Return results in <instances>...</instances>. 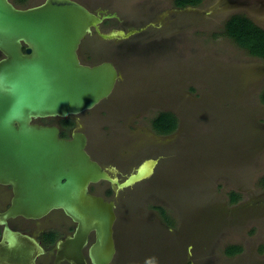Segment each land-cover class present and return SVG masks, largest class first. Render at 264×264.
<instances>
[{
  "label": "rangeland",
  "instance_id": "374dc122",
  "mask_svg": "<svg viewBox=\"0 0 264 264\" xmlns=\"http://www.w3.org/2000/svg\"><path fill=\"white\" fill-rule=\"evenodd\" d=\"M10 1L27 7L44 0ZM77 1L92 12L116 15L115 26L142 27L128 42L154 52L137 72L119 64L122 79L82 127L93 154L102 147L104 153H129L133 158L122 163L125 170L159 155L154 173L142 183L143 238L120 264H264V60L224 34L225 21L235 13L264 26V0H201L184 9H177L174 0ZM161 108L178 114L181 125L171 137L135 129L124 145L103 146V137L129 122L150 126ZM138 110L146 115L135 119ZM156 205L181 216L175 231L166 232L154 221ZM120 223L122 241L133 228L122 229ZM228 247L241 250L228 254Z\"/></svg>",
  "mask_w": 264,
  "mask_h": 264
},
{
  "label": "water",
  "instance_id": "95a60500",
  "mask_svg": "<svg viewBox=\"0 0 264 264\" xmlns=\"http://www.w3.org/2000/svg\"><path fill=\"white\" fill-rule=\"evenodd\" d=\"M101 13L76 0H44L27 7L0 0V184L14 191L9 207L0 212V251L8 259L4 264H17L23 256L19 258L18 233L7 220L19 215L38 219L55 209L76 223L61 260L82 263V248L93 233L89 263L83 264H110L116 251L114 202L90 194L88 186L106 180L117 193L154 173L158 160L150 158L120 181L91 158L79 124L64 139L56 126L33 122L73 118L112 94L121 78L115 66L109 61L83 64L78 50L93 31L114 39L140 29L101 31L103 19L114 16ZM35 248L43 252L36 241L32 255L26 252L32 262Z\"/></svg>",
  "mask_w": 264,
  "mask_h": 264
},
{
  "label": "flooded vegetation",
  "instance_id": "af4514ba",
  "mask_svg": "<svg viewBox=\"0 0 264 264\" xmlns=\"http://www.w3.org/2000/svg\"><path fill=\"white\" fill-rule=\"evenodd\" d=\"M187 6L189 5L182 6V7L175 5L177 9H184L185 7L187 8ZM97 12H94V13H97ZM101 14H103V12ZM239 14H244V13H239ZM115 21H119L116 15L103 19L102 23L100 24V30L107 32L112 29H123L125 31L129 29H140L141 31L143 29L142 27L133 28V27L115 26L114 25ZM254 24L264 29V26H259L255 22ZM131 36L127 38L118 37L114 39H102L101 37L97 35L95 31H93V33L91 35H88L85 38V40L82 42L81 46L82 45L83 46L81 50L80 48L78 50V57L83 64H87V65H94L102 61L111 62L117 69L118 73L121 74V78L118 79L119 81L120 79H122V73L120 71L119 64H124V65L127 64L129 65L130 68L136 71L135 68L137 66H138L137 68H140L141 66H145L143 64L148 63L149 60L146 58V56H149V54L153 55L154 53L152 51L150 52L147 49H144V48L142 49V47L139 44L135 45L133 42H128ZM1 57L2 56L0 54V58ZM157 58L159 57L157 56ZM142 78L146 83L149 80V77H146L145 75ZM141 92H143V88ZM93 109L86 110L74 116L73 118L43 117V118H37L33 120V122L37 124H41V125L56 126L59 129V136L64 139L71 138L72 132L76 128H78V124H79L81 128L80 129L78 128V129L86 135V138H87L86 150L90 154L91 158L97 161L99 165L102 167V169L107 170L110 174L114 172L118 176L120 181L124 180L132 171H134L145 160H148L150 158L158 160L159 155H156L155 157H146V158H143L140 162H137L135 165L134 163H131L130 167L127 170H125L122 163L126 162L128 159L133 158L130 156L129 153L125 155L126 153L121 152L123 150L107 151L104 153L103 147L101 151L99 148L96 149L97 151L95 152L93 151L94 154L90 152L88 148V145H89L88 135L82 129V127L85 126L84 124L88 123L87 122L88 119L89 121L90 119L93 120L94 116L91 113ZM100 112L101 114H103L102 110ZM166 112L171 113L176 119V127L172 131H169L166 133L158 132L154 130V128L152 127V124H150V126L148 127L147 126L145 127L142 125H138V123H136L137 121L135 123L129 122L123 129L125 130V133H121L123 130L122 128L121 130L119 128V130L116 131L118 133H114L111 136L110 135L108 136L107 134L106 135L107 137H103V140H104L103 146L105 147L110 146V149H111L112 147L117 146L118 144L121 146L124 145L129 140L128 137L130 135V131H133L135 129L143 131V128H145L146 131H149L151 135L157 138L171 137L179 130L180 125H181L178 114L173 109L161 108L159 112H155V114L152 115L151 123L158 115H160L161 113H166ZM144 113L145 112H141V110L140 111L138 110L137 113L134 115L136 116L135 119L136 118L138 119L139 116H145L146 114L144 115ZM104 129L106 131L110 130L108 127H105ZM98 142L101 145L103 141H98ZM110 142H111V145L109 144ZM121 171H125V174H122ZM147 179L139 181L135 183L133 186L121 189L117 193L114 187L111 185V183L106 180H100L97 183H93L88 186V192L90 194L95 195V196H100L105 201L114 202V212L116 215V220L113 225V236H114V243H115L116 251H115V254L110 264H120V261L121 262L127 261V258L131 256L129 254L130 250H134V249L137 250L138 247L135 244H137V242H139L140 240H142L141 238H143V231H144V227L146 226V218H143L141 216L142 213H140L138 210L141 207L140 199H143L146 193L145 192L146 190L142 187L143 186L142 183L145 182ZM13 198H14L13 187L9 184H0V212L4 211L6 208L9 207ZM155 209L157 210V214L155 213V217H153L154 221H156L157 224L161 228H163L166 232L175 231L179 224V223L175 224V222L176 220L180 222L181 216L174 214L169 208L168 209L165 208V206L156 205ZM120 220L121 222L122 220L124 221V223H122V229L125 228V225L126 226L132 225V228H133V230L127 229L126 233L123 236L124 240L122 241H119L117 238L118 228H119V225L121 224ZM7 223L12 231L18 233L16 235L18 236L16 237L17 238L16 241H18L17 245L19 246V249L21 248L20 253L18 252L19 258H21V254H22L23 256H25L27 260L29 259L32 264H43L44 261L47 262V264H83V262L89 263L88 256H87V249L94 239L93 233H90L88 235V243L86 244V246L82 248V255L84 258V261H82V263L80 261L76 262V261L68 260V259L61 260V257L63 256L64 251H65V247L67 246L66 245L67 239L70 236H72L76 228V223L69 216H67L62 209L52 210L48 214L38 219L26 218L24 216L19 215L13 218H9L7 220ZM2 234H3V225L0 224V239L2 237ZM31 238L34 241H31L30 240ZM36 241L43 248V252L38 253L37 249L35 248L34 253H33L35 259H34V262H32L31 261L32 253L30 255V258H27V255H26L27 253L25 250H23V247L25 249L29 248L32 250V248L35 247ZM123 241L124 243H122ZM118 248L123 250V252L121 251L120 253L119 252L117 253ZM161 251L163 250L160 249V252ZM4 256H5L4 253L0 251V264H4L5 262L8 261V259L7 261H4L6 259L4 258ZM23 256L21 259L22 261L20 260V262H18L17 264H22V262L26 260L24 259ZM39 257H43L45 260L44 261L40 260L38 263ZM162 257L165 258V256H162ZM165 259L167 261V258ZM143 264H152V263L148 261ZM186 264H191V262L190 261L189 263L186 262Z\"/></svg>",
  "mask_w": 264,
  "mask_h": 264
},
{
  "label": "trees",
  "instance_id": "16d2710c",
  "mask_svg": "<svg viewBox=\"0 0 264 264\" xmlns=\"http://www.w3.org/2000/svg\"><path fill=\"white\" fill-rule=\"evenodd\" d=\"M18 4H24L26 0H17ZM201 0H174L176 6H197ZM224 34L236 45L244 49L248 54L264 60V29L258 27L245 14H233L224 23ZM260 100L264 103V90L260 93ZM152 127L158 132H169L176 127V119L171 113H161L152 122ZM264 186V177L261 179ZM235 194H231V202L236 200ZM241 249L228 247L226 252L233 254Z\"/></svg>",
  "mask_w": 264,
  "mask_h": 264
}]
</instances>
